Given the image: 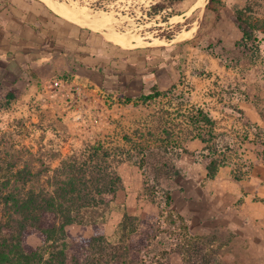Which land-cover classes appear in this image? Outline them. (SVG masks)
Here are the masks:
<instances>
[{
    "label": "rangeland",
    "instance_id": "obj_1",
    "mask_svg": "<svg viewBox=\"0 0 264 264\" xmlns=\"http://www.w3.org/2000/svg\"><path fill=\"white\" fill-rule=\"evenodd\" d=\"M56 1L76 10H88L103 20L106 17L104 28H115L122 34L137 31L140 46L147 42L158 44L163 39L174 40V43L182 46V41L195 35L191 41L197 48L212 50L214 56L222 58V62L238 74L228 79H215L212 82L215 86L213 93L217 94L218 86H224L222 89L228 96L238 92L239 96L246 94L251 86L257 88L260 93L259 109L264 114V0H216L213 3L216 14L218 9L228 5L232 10L233 17L226 20H221L219 14L213 20L205 16L198 19V11L188 18H180L178 15L186 12L189 4L177 5L176 0ZM157 4L169 6L155 14L153 7ZM238 18L255 29L259 53L254 61L248 50L239 45L237 34L230 28ZM216 26L220 30L218 28L215 33L210 31L209 35L206 34L207 28ZM221 31L224 34H220ZM187 58L182 51L180 64L186 62ZM196 59L203 58L196 54ZM195 86L186 71H182L179 87L168 97L143 103L140 99L127 102L119 97L113 100L105 96L103 104L95 101L91 94H77L78 90H74L76 87H67L71 93L52 108L55 109V112H51L55 118L50 116V106L45 108L42 103L37 105L38 102L28 103L25 111L12 113L15 102L7 101L8 92L4 94L5 89L0 86V190L6 182L12 189H17L15 185L22 189L23 179L32 177H35L34 183L26 188L51 190L49 179L64 162L85 161L91 147L104 141L111 150L107 163L122 178L116 200L104 212L102 229L108 240L115 242L118 226L124 214L128 213L138 218L149 217L156 222L162 231L159 241L172 243L173 249L187 241L192 245L190 248L200 253L202 245L209 248L207 244L216 238L218 242L213 244L214 249L218 250L216 257H223L227 264H264L263 208L256 204L255 198L249 201L246 212L257 214L258 218L249 214L244 222L240 215L237 218L239 230L232 231L225 225L232 219L231 214L207 217L209 215L202 214L204 206L190 196V193L197 195L199 183L203 185L201 173L205 168L204 163H200L194 154L175 150L167 152L161 148L158 140L160 131L164 121L171 119L169 116L164 120L165 115L171 114L178 121L180 114L176 112L177 109L184 112L194 106L192 93ZM55 99L57 95L51 100ZM98 104L104 106L105 113L102 115L95 114ZM227 121V131L218 132L221 135L218 145L230 147L224 152L227 161L232 164L236 175H245L244 179L249 180L253 166L259 163L264 166V132L244 126L235 115ZM163 163L167 167H163ZM196 164H201V167L196 168L194 179L191 174ZM177 169L180 176L174 178ZM167 196L174 207L165 212ZM243 204L247 203L241 194L236 206ZM66 234L67 242L71 244L81 237L90 238L92 230L73 225L66 228ZM28 242L32 246L41 243L34 234L28 237ZM165 247L164 244L159 245L160 249L164 250ZM183 259L184 256L176 252L172 262L185 264Z\"/></svg>",
    "mask_w": 264,
    "mask_h": 264
},
{
    "label": "crops",
    "instance_id": "obj_2",
    "mask_svg": "<svg viewBox=\"0 0 264 264\" xmlns=\"http://www.w3.org/2000/svg\"><path fill=\"white\" fill-rule=\"evenodd\" d=\"M51 1L62 4L56 0ZM198 1H183L180 5L189 4L188 10L178 17L188 18L197 11L198 19L205 16L213 20L218 14L221 20L233 17L229 5L218 9L216 14V9H213L216 0H204L203 7L197 6ZM48 4L47 0H0V86L4 87V94L11 89L19 93L13 100L12 113L25 111L24 107L28 103L38 102L37 105L42 103L45 108L50 106V116L55 118L51 113L55 109L52 108L59 104L60 99L63 102L71 93L68 91L71 87H76L74 90H78L77 94H91L99 104L104 103L105 96L131 102L149 95L154 87L161 93L175 90L179 87L182 71H186L189 80L196 85L192 93L195 105L191 107L209 111L216 123L217 132L227 131V119L234 115L244 126L264 132V114L259 109L260 93L257 88L251 86L246 94L241 93L239 96L238 92L228 96L222 89L224 86H218L217 94L213 93L215 86L212 82L215 79H228L238 74L212 52L197 48L191 41L195 35L182 41V46L174 43V40L165 39L159 40L158 44L147 42L140 46L135 33L137 31L122 34L115 28L96 30L82 26L59 15ZM208 4L211 5L210 10L206 9ZM218 28L220 30L219 26L213 29L209 27L205 30L206 34ZM230 28L237 34V40H241L242 33L237 23H233ZM121 37L130 40L131 45L124 47L115 41ZM182 51L188 58L181 65L179 56ZM196 54L203 59L197 60ZM55 95L57 99L51 100ZM99 104L96 106V115L105 113L104 106ZM204 147L198 139L185 144L190 154H198ZM200 167L201 164H196L191 174L194 179V173L198 170L196 168ZM201 175L203 185L199 183L197 195L189 193L204 206L202 214L209 215L207 217L231 214L232 221L225 225L237 232L240 227L238 216L242 215L244 222L249 214L258 218L257 214L246 212L249 201L255 198L256 204L263 208L261 218L264 219L263 164L253 166L249 180H235L232 166L221 167L217 176L211 180L206 178L205 168ZM241 194L247 204L238 207L236 202Z\"/></svg>",
    "mask_w": 264,
    "mask_h": 264
},
{
    "label": "trees",
    "instance_id": "obj_3",
    "mask_svg": "<svg viewBox=\"0 0 264 264\" xmlns=\"http://www.w3.org/2000/svg\"><path fill=\"white\" fill-rule=\"evenodd\" d=\"M183 1L175 2L180 5ZM168 6L157 4L153 7L154 13L158 14ZM210 8L208 4L206 9ZM237 25L242 33L239 45L248 50L254 61L259 53L255 29L241 18L237 19ZM203 50L212 52L209 49ZM173 91L161 93L154 87L149 95H143L140 100L143 103L152 102L161 96L168 97ZM18 96L19 93L11 89L6 99L11 102ZM185 110H176L180 114L178 121L171 114L165 115L164 120L169 116L171 119L164 121L160 131L158 140L161 148L167 152L175 150L189 154L185 144L200 140L205 147L194 156H197L200 163H204L206 178L214 179L221 167L232 166L224 153L230 147L218 145L221 135L209 111L197 107ZM107 146L104 141H99L91 147L85 161L64 162L49 179L51 190L26 188L28 184L34 183L35 177L23 179L22 189L15 184L17 189L10 188L9 182L2 184L0 264H173L176 252L184 256L185 264H227L223 257H216L218 250L214 249L213 244L218 239L210 240L207 244L209 248L202 245L200 253L190 248L192 245L187 241L183 245L177 244L176 249H173L172 243L159 241L162 234L160 226L149 217L138 218L125 213L116 231L115 242L108 240L102 229L105 223L104 212L116 200L122 178L107 163L111 156ZM163 167H167V164L163 163ZM179 176L180 171L177 169L174 178ZM234 177L241 181L245 175H236L234 170ZM173 207L171 198L167 196L164 211H171ZM73 225L86 230L90 228L92 236L78 238L69 244L66 228ZM32 234L40 240L39 246H32L28 242ZM160 244H164L166 249H160Z\"/></svg>",
    "mask_w": 264,
    "mask_h": 264
},
{
    "label": "bare ground",
    "instance_id": "obj_4",
    "mask_svg": "<svg viewBox=\"0 0 264 264\" xmlns=\"http://www.w3.org/2000/svg\"><path fill=\"white\" fill-rule=\"evenodd\" d=\"M47 1L49 2L51 7L55 11L59 12V15L62 14L66 18H69V19L79 23V25L87 26V27H93L96 30H100V29L102 30L106 25V21H105L106 17L103 20L101 18H98L97 16L92 15L91 12L88 10H85V11L76 10V9L72 10L63 4H57V3L52 2L51 0H47ZM204 3H205L204 0H200V2L197 3V6H202V5H204ZM115 41H117L118 43H120L124 47L131 45L130 40L124 39L122 37H121V39H116Z\"/></svg>",
    "mask_w": 264,
    "mask_h": 264
}]
</instances>
